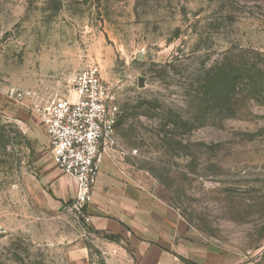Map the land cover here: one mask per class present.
<instances>
[{
  "label": "rangeland",
  "instance_id": "1",
  "mask_svg": "<svg viewBox=\"0 0 264 264\" xmlns=\"http://www.w3.org/2000/svg\"><path fill=\"white\" fill-rule=\"evenodd\" d=\"M90 64L117 97L116 172L186 241L264 264V0H0V264L128 263L69 209L73 182L10 95L51 101Z\"/></svg>",
  "mask_w": 264,
  "mask_h": 264
},
{
  "label": "built area",
  "instance_id": "2",
  "mask_svg": "<svg viewBox=\"0 0 264 264\" xmlns=\"http://www.w3.org/2000/svg\"><path fill=\"white\" fill-rule=\"evenodd\" d=\"M10 95L31 102L29 110L45 130L52 162L76 183L69 209L77 220L89 221L86 207L92 188L104 156L116 145L119 107L113 86L97 64H90L77 71L68 89L51 101L38 102L27 91Z\"/></svg>",
  "mask_w": 264,
  "mask_h": 264
},
{
  "label": "crops",
  "instance_id": "3",
  "mask_svg": "<svg viewBox=\"0 0 264 264\" xmlns=\"http://www.w3.org/2000/svg\"><path fill=\"white\" fill-rule=\"evenodd\" d=\"M107 156L86 213L96 234H119L127 242V264H263L237 252L186 241L185 229L166 201L147 191L143 182L123 179ZM64 176L60 179L73 182L75 195V181Z\"/></svg>",
  "mask_w": 264,
  "mask_h": 264
},
{
  "label": "trees",
  "instance_id": "4",
  "mask_svg": "<svg viewBox=\"0 0 264 264\" xmlns=\"http://www.w3.org/2000/svg\"><path fill=\"white\" fill-rule=\"evenodd\" d=\"M105 237L110 239V240H113V241H118L121 238L119 234H114V233L105 234ZM187 263L194 264V263L188 262V261H187Z\"/></svg>",
  "mask_w": 264,
  "mask_h": 264
},
{
  "label": "water",
  "instance_id": "5",
  "mask_svg": "<svg viewBox=\"0 0 264 264\" xmlns=\"http://www.w3.org/2000/svg\"><path fill=\"white\" fill-rule=\"evenodd\" d=\"M138 85L142 86V78L141 77H139V79H138Z\"/></svg>",
  "mask_w": 264,
  "mask_h": 264
}]
</instances>
